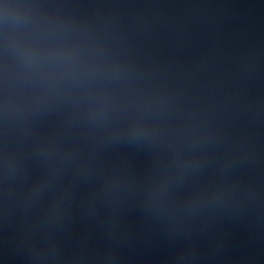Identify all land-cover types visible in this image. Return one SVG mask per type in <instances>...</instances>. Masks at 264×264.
I'll return each instance as SVG.
<instances>
[{
	"label": "water",
	"instance_id": "1",
	"mask_svg": "<svg viewBox=\"0 0 264 264\" xmlns=\"http://www.w3.org/2000/svg\"><path fill=\"white\" fill-rule=\"evenodd\" d=\"M0 264H264V0H0Z\"/></svg>",
	"mask_w": 264,
	"mask_h": 264
}]
</instances>
